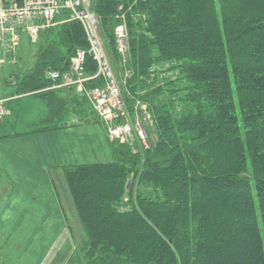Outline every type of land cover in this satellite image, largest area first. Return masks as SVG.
<instances>
[{"label": "trees", "instance_id": "obj_1", "mask_svg": "<svg viewBox=\"0 0 264 264\" xmlns=\"http://www.w3.org/2000/svg\"><path fill=\"white\" fill-rule=\"evenodd\" d=\"M94 10L105 39L114 17L126 25L125 103H147L155 139L65 169L91 264H264V0H96ZM44 39L25 90L86 47L78 22Z\"/></svg>", "mask_w": 264, "mask_h": 264}, {"label": "rangeland", "instance_id": "obj_2", "mask_svg": "<svg viewBox=\"0 0 264 264\" xmlns=\"http://www.w3.org/2000/svg\"><path fill=\"white\" fill-rule=\"evenodd\" d=\"M243 1L245 2V0H241V2ZM19 38V43L15 47L17 64L6 63L5 56L7 53L0 59V97H5L10 93V86L4 83L7 77L10 75L22 76L33 67L36 50L41 45L40 39L33 41L23 31L19 32ZM108 56L114 65L118 63L114 51ZM30 100L32 99L25 101ZM44 109H47L46 105ZM136 109L133 118L137 119L138 122L141 120V116H137L140 115L139 104L136 105ZM88 114V109L84 108L83 112L73 117L76 121L81 117L80 126H77V128H84L81 134H78L80 139L76 135L56 132L52 129L43 134L34 133V136L51 135L54 137L57 144L63 148V162L65 164L71 163L70 158L72 163H77L75 162L76 158H78V162H83V164L108 163L112 161V146L107 141L104 127L94 119L93 122H89L90 118L86 116ZM49 116H54V114L49 113ZM59 118L57 115L54 119L57 121ZM85 118L89 120L85 121ZM143 125L145 132L147 131V135L151 136L152 140V137L155 136L152 124L150 121H146L143 122ZM36 128L35 116L31 115L28 120L21 121L18 130L26 133ZM0 135H3V132L0 131ZM85 137L88 138V143L85 141ZM23 138H11L9 140L1 138L0 161L6 158L5 155H1V151L6 150L5 142L11 144L10 148L13 151L31 152L30 148L24 149L22 148L23 145H20L25 144ZM69 146L74 152H68ZM19 158L22 159V157ZM8 161L14 170L22 168L18 161ZM9 184L7 186L5 182L0 181V264H91L93 262L94 259L90 258L84 250H81L84 236L82 224L76 211L72 210L73 205L70 196L64 189H60L58 182L55 183L54 194L51 187L42 188L47 187V184L41 179L39 186L45 196L39 197H36V190L28 182L13 181ZM10 191L18 196L26 195V198L20 197L18 201L9 200L7 202L6 193ZM56 192L61 193L63 208L56 201ZM25 201L23 210H18L17 203Z\"/></svg>", "mask_w": 264, "mask_h": 264}, {"label": "crops", "instance_id": "obj_3", "mask_svg": "<svg viewBox=\"0 0 264 264\" xmlns=\"http://www.w3.org/2000/svg\"><path fill=\"white\" fill-rule=\"evenodd\" d=\"M60 95L65 96L63 91ZM7 97V96H5ZM45 102L41 98H32L30 101L26 102H15L13 104L14 110V118L11 124L6 125L1 129V132L6 133L8 131H16L19 129L21 125V121L28 120L31 115L35 114H45L47 109H44ZM70 123H56L55 128L53 129L56 132H65L70 135H76L79 138L78 134H81L82 131L78 130L77 134L74 133L75 129H73L71 120H68ZM58 124V125H57ZM53 125V124H52ZM57 126V127H56ZM34 130L23 133L21 135H1V138H5L9 140L11 138H23L22 140L25 142L22 148H30L31 152H18L13 151L10 148V143L5 142V149L1 151V155H5L6 158L0 161V181L5 182L8 186L10 182H28L32 188L36 190V197L45 196V193L41 191V187L39 186V182L42 181L47 184V187L44 186L42 188H50L53 190L55 194V183L57 181L62 180V167L65 165L63 162V148L60 147L55 141L54 137L51 135H37L34 136L32 133ZM43 134V133H37ZM27 136V137H26ZM80 139V138H79ZM86 141V140H85ZM87 142V141H86ZM55 143V144H54ZM69 148H71L69 146ZM19 157H22L20 159ZM8 160H16L22 166L21 169L14 170L11 163ZM78 162V161H76ZM52 194V193H51ZM57 202L60 204V207L63 208L61 203V199L59 194L56 192ZM55 196V195H53ZM21 198H26V195L18 196L16 193L12 191L6 193L7 202L9 200L18 201ZM52 197V196H51ZM34 200L33 197H31ZM26 204V201L23 203H17L18 210H23L22 207Z\"/></svg>", "mask_w": 264, "mask_h": 264}, {"label": "built area", "instance_id": "obj_4", "mask_svg": "<svg viewBox=\"0 0 264 264\" xmlns=\"http://www.w3.org/2000/svg\"><path fill=\"white\" fill-rule=\"evenodd\" d=\"M18 3L19 6L12 7L3 5L0 0V26L12 18L28 19L39 13H49L55 4V0H18ZM109 102L112 107L119 103L118 99L113 97Z\"/></svg>", "mask_w": 264, "mask_h": 264}]
</instances>
